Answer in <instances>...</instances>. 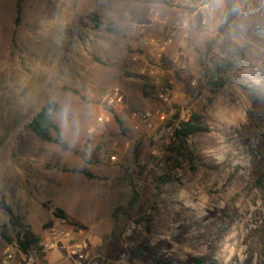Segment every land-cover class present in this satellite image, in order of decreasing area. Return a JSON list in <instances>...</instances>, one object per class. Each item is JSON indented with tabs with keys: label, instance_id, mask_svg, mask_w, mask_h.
<instances>
[{
	"label": "rangeland",
	"instance_id": "1",
	"mask_svg": "<svg viewBox=\"0 0 264 264\" xmlns=\"http://www.w3.org/2000/svg\"><path fill=\"white\" fill-rule=\"evenodd\" d=\"M237 1L234 22L222 23L224 8L212 31L199 37L196 29L195 86L176 76L148 86L141 70L188 58L182 19L195 12L200 24L198 0H19L17 25V0H0V204L43 248L57 228L96 240L90 255L100 264L125 251L128 264H264V7ZM220 62L235 71L208 105L201 75ZM115 89L122 101L109 104ZM51 104L61 145L27 128ZM182 110L199 113L210 132L189 137L192 156L158 166L152 132L132 116L149 114L157 126ZM55 209L78 227L55 219ZM8 221L2 210L0 262L17 250ZM131 223L140 230L125 237ZM51 256L73 264L66 250Z\"/></svg>",
	"mask_w": 264,
	"mask_h": 264
},
{
	"label": "trees",
	"instance_id": "2",
	"mask_svg": "<svg viewBox=\"0 0 264 264\" xmlns=\"http://www.w3.org/2000/svg\"><path fill=\"white\" fill-rule=\"evenodd\" d=\"M18 4L16 5L17 8V17L15 20V24L17 25L19 22V12H20V6H19V0H17ZM242 5V2H239L237 0H227L226 1V7L224 16L226 19V22L228 24L235 21L239 14L240 6ZM110 33H115V30H109ZM235 71L234 67L229 63H222L221 67L215 66V75L214 77H210L207 82V88L209 91V97L207 98V104L211 105V103L214 101L215 97L221 93L225 87L231 82V75ZM64 91H68L73 95H78V92L75 90H70L68 88H64ZM206 109H202L204 112ZM56 113V105L51 104L44 106L40 109V111L37 113V115L32 119V121L28 125V130L32 132V134L42 143L46 144H53V145H61V133L59 130V127L55 123L54 115ZM173 119L177 118V113L172 116ZM116 123L118 124V127L121 131H123V124L121 121H119L117 118H115ZM203 117L199 113H193L190 115L188 122L183 123L181 130L175 134L177 139V144H173L172 148H169L167 151V154L164 156L163 163L166 165L170 164V161H172V158H174L177 155L182 156H192L191 152L189 151V147L187 146L186 142L189 139L190 136L201 134V133H209V127L207 125H204L203 123ZM137 151H138V145L135 146L134 152L135 157L137 158ZM141 170L144 171L143 168ZM79 174L84 175L88 179H93V177L88 174L87 172L80 171ZM0 207V212L2 210H5L6 213L9 215V225L12 227L14 234H15V243L17 245V248L19 252L25 256L30 255L31 253H34L38 259V261L42 262L43 264H46L45 261V254L43 253V247L41 246V240L35 236L30 226L25 224L24 220L15 215L12 211V209L2 202ZM53 217L59 221H63L65 223H69L70 225L74 227H78L76 223H74L61 209H55L53 212ZM147 222V220H144ZM52 224H49L51 226ZM2 236L5 237L6 241L8 243H12V240H10L5 235V228L6 226H2ZM196 264H208L202 259H196Z\"/></svg>",
	"mask_w": 264,
	"mask_h": 264
},
{
	"label": "built area",
	"instance_id": "3",
	"mask_svg": "<svg viewBox=\"0 0 264 264\" xmlns=\"http://www.w3.org/2000/svg\"><path fill=\"white\" fill-rule=\"evenodd\" d=\"M187 2L188 0H184ZM227 1V0H226ZM246 1V0H245ZM262 6L264 7V0H261ZM179 1H175L174 5L177 6ZM209 0H198V8L203 12L204 16L199 24V37H203L208 29H209V20L207 16H214L219 11L218 7L211 6L208 7ZM226 21L225 16L222 18V23ZM134 62L137 61L136 58L133 59ZM222 63H218L217 66L220 68ZM215 68L204 70L201 75V81L207 83L210 77H214ZM194 85V84H192ZM165 93V91H163ZM164 95V94H163ZM163 95L160 96L163 99ZM122 98L119 94V90L115 89L112 92V96L109 98V104H120ZM177 118H171L166 123L154 126L150 122L149 114H134L133 119H137L140 124H142L146 130L152 132V141H153V149L151 155L153 156L155 162L158 166H162L164 160V154L162 152V148H168L173 144H177V139L175 134L181 130L182 124L187 123L190 117L188 110H182L181 112H176ZM175 113V114H176ZM174 114V115H175ZM106 120L102 117L97 120L99 124H103ZM138 129V126L135 127V130ZM111 161H115V156L110 157ZM140 186V184H139ZM137 230H140L139 226H136L135 223H131L127 232L125 233V237H131ZM83 233L79 231L78 233H73L72 231L64 230L61 231L57 228H53L50 231L51 239L44 246L43 253L50 252L52 250H66L68 256L71 258L73 264H100V261H96L91 258L90 255V239H87L82 242H77V236L82 235ZM18 250V248H17ZM19 251V250H18ZM15 250H9L5 252L4 259L0 262V264H12L14 260ZM128 252L125 251L121 253L116 262L113 264H128ZM23 255V254H22ZM23 264H43L38 261L36 255L31 253L28 256L23 255L22 259Z\"/></svg>",
	"mask_w": 264,
	"mask_h": 264
},
{
	"label": "crops",
	"instance_id": "4",
	"mask_svg": "<svg viewBox=\"0 0 264 264\" xmlns=\"http://www.w3.org/2000/svg\"><path fill=\"white\" fill-rule=\"evenodd\" d=\"M246 1H249V0H246ZM224 8H225L224 5H220L218 7L219 11L217 12V14H215L214 16H207V19L209 20V29H208L209 31H212V27L217 25L218 19H216L217 18L216 16L219 15L220 11L222 13ZM155 15H158V13H156ZM202 16H204L203 12H202ZM196 17L197 15L194 12V14L191 15L189 18L182 19L183 20L182 23H184V25L187 27V32L185 33V35H183V37H181L180 44L183 47L188 58L181 57L180 54L173 56L172 58H170V60H168V62H166V64L165 63L163 64V66H166V67L163 71L161 70L159 73L158 71H154V70L153 71L147 70V69L141 70L139 75L141 77H145V78L147 77L146 85L148 86L160 85L162 81L164 82L165 80H168L171 78L172 79L174 78L176 80L175 76L179 77L181 81L186 80V81L191 82V84H194L193 86H195L199 82V79H198L199 77L197 78L198 76L197 64H196L197 58H195V53L190 50L191 44L195 43L197 39L195 36V32L199 24H198V20H196L197 19ZM141 83L143 85L145 84V82H141ZM90 243H92L91 244L92 247H94V245L95 247H97L98 245L96 240H92L90 241ZM54 251L55 250L46 252L45 254L46 264H62V262L60 263L56 262L55 258H53L52 256L50 257V255L53 254ZM22 259H23V255L18 250H15L14 260L12 264H18V262H22Z\"/></svg>",
	"mask_w": 264,
	"mask_h": 264
},
{
	"label": "clouds",
	"instance_id": "5",
	"mask_svg": "<svg viewBox=\"0 0 264 264\" xmlns=\"http://www.w3.org/2000/svg\"><path fill=\"white\" fill-rule=\"evenodd\" d=\"M222 3H223V0H209V5L207 6L208 7H211V6L219 7Z\"/></svg>",
	"mask_w": 264,
	"mask_h": 264
},
{
	"label": "bare ground",
	"instance_id": "6",
	"mask_svg": "<svg viewBox=\"0 0 264 264\" xmlns=\"http://www.w3.org/2000/svg\"><path fill=\"white\" fill-rule=\"evenodd\" d=\"M188 206H190V207H192V205L191 204H187Z\"/></svg>",
	"mask_w": 264,
	"mask_h": 264
}]
</instances>
